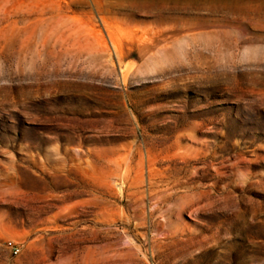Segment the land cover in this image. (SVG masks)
Masks as SVG:
<instances>
[{
  "label": "rangeland",
  "instance_id": "1",
  "mask_svg": "<svg viewBox=\"0 0 264 264\" xmlns=\"http://www.w3.org/2000/svg\"><path fill=\"white\" fill-rule=\"evenodd\" d=\"M0 264H264V0H0Z\"/></svg>",
  "mask_w": 264,
  "mask_h": 264
},
{
  "label": "bare ground",
  "instance_id": "2",
  "mask_svg": "<svg viewBox=\"0 0 264 264\" xmlns=\"http://www.w3.org/2000/svg\"><path fill=\"white\" fill-rule=\"evenodd\" d=\"M204 1V0H203ZM222 1V0H221ZM211 2V1H210ZM216 2H218V1H216ZM179 3V2H178ZM190 3V2H189ZM194 3V2H193ZM197 3V2H196ZM203 3V2H202ZM224 3H226V1L224 2ZM175 4V3H174ZM176 4H177V2H176ZM215 4V3H214ZM226 6V5H225ZM232 9V8H231ZM249 17V16H248ZM258 17V16H257ZM261 18V17H260ZM253 20V19H252ZM251 21V20H250ZM259 22V21H258ZM153 183V182H152ZM149 184H151V182H149Z\"/></svg>",
  "mask_w": 264,
  "mask_h": 264
},
{
  "label": "built area",
  "instance_id": "3",
  "mask_svg": "<svg viewBox=\"0 0 264 264\" xmlns=\"http://www.w3.org/2000/svg\"><path fill=\"white\" fill-rule=\"evenodd\" d=\"M18 250V249H17Z\"/></svg>",
  "mask_w": 264,
  "mask_h": 264
}]
</instances>
